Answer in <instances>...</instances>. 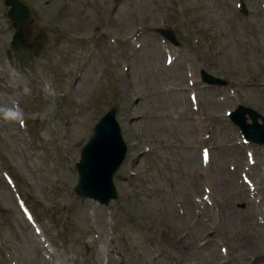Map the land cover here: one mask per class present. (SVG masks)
<instances>
[{
	"label": "rangeland",
	"instance_id": "1",
	"mask_svg": "<svg viewBox=\"0 0 264 264\" xmlns=\"http://www.w3.org/2000/svg\"><path fill=\"white\" fill-rule=\"evenodd\" d=\"M26 1L35 11L34 26L52 27L53 35L44 53L27 52L10 70L4 50L11 28L5 24L0 0V166L10 170L20 193L35 206L46 234L37 235L23 221L0 173V264H10L3 249L10 251L15 264H48L42 241L59 247L61 264L85 260L90 264L89 247L102 250L96 264H103L107 252L106 241H101L106 236L116 246L112 254L116 264H262L245 251L247 242L261 241L254 205L246 209L239 204L236 214L220 216L221 211L213 218H187L176 211L183 212L182 204L188 205L203 184L212 183L217 191L215 183L228 174L235 153L229 139L237 137L222 118L232 101L222 103L217 98L226 93L227 85L201 91L202 124L191 118L185 95L178 90L186 79L183 65L196 71L203 66L229 79L232 86L239 84L241 102L262 109L264 88L256 86L264 82V17L259 4L247 0L244 16L236 0ZM98 23L118 43L111 45L105 36L87 57L91 48L82 41ZM139 25L144 30L132 45L129 36ZM162 25L174 27L181 40L173 45L179 56L172 68L164 65L159 36L153 33ZM34 80L54 86L66 103L55 126L51 124L55 98L35 86ZM13 98L20 105L16 111L11 107ZM113 103L119 105L130 153L115 179L118 197L105 208L74 195L73 169L92 125ZM20 116L28 120V138L18 128ZM205 129L216 152L202 167L195 145ZM201 169L207 172L203 178ZM235 188L231 180L222 190ZM165 227L178 231L186 252L161 239ZM220 244L228 249L224 259Z\"/></svg>",
	"mask_w": 264,
	"mask_h": 264
},
{
	"label": "bare ground",
	"instance_id": "2",
	"mask_svg": "<svg viewBox=\"0 0 264 264\" xmlns=\"http://www.w3.org/2000/svg\"><path fill=\"white\" fill-rule=\"evenodd\" d=\"M243 195H244V197H243ZM232 198H233L232 199V202H234V203H238L240 201H243L246 205L249 204V201L247 200V197L245 196L244 192L243 193H240V194L232 195ZM232 210L235 211L236 210V207L235 206H232ZM170 240L171 241H174L175 238L173 236H171L170 237ZM180 246L181 245H178L177 247H180ZM246 248L247 249H250L252 251H256L259 254L261 253V254L264 255V245L259 244V246H258V245H254V244L249 243V244H246Z\"/></svg>",
	"mask_w": 264,
	"mask_h": 264
}]
</instances>
